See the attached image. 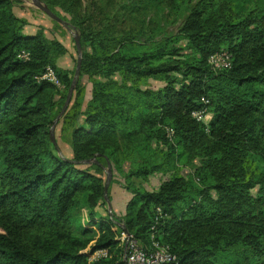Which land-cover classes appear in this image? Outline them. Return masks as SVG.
Here are the masks:
<instances>
[{
	"label": "trees",
	"instance_id": "trees-1",
	"mask_svg": "<svg viewBox=\"0 0 264 264\" xmlns=\"http://www.w3.org/2000/svg\"><path fill=\"white\" fill-rule=\"evenodd\" d=\"M42 1L79 31L92 95L82 109L79 81L58 120L69 157L51 139L62 111L54 83L37 79L58 70L51 47L22 32L14 0H0V264H125L123 229L106 210L108 162H129L130 179L166 176L154 190L127 186L125 214L114 216L143 246L155 234L178 264H264V0ZM154 8L173 30L153 26ZM138 43L148 49L129 53ZM222 49L231 67L214 69ZM58 76L64 103L73 77ZM152 78L164 85L142 88ZM205 107L208 125L193 116ZM147 151L162 163L137 167ZM84 206L92 222L98 206L107 211L95 229L74 225ZM100 249L108 255L91 259Z\"/></svg>",
	"mask_w": 264,
	"mask_h": 264
},
{
	"label": "rangeland",
	"instance_id": "rangeland-1",
	"mask_svg": "<svg viewBox=\"0 0 264 264\" xmlns=\"http://www.w3.org/2000/svg\"><path fill=\"white\" fill-rule=\"evenodd\" d=\"M15 4L13 7L14 14L22 20V25L23 29L22 32L24 34H42L43 37L46 39L47 43L51 47V52L52 56L55 59V62L57 64L58 70L54 69V72L59 79L60 84L54 83V91H53V96L55 97V101L59 107H61V110L63 109L66 100L64 103L62 102V96L63 93L65 92V84L61 81V78L58 76V71L61 73H68L70 76L74 77L76 68H77V61H78V51L75 43V38H74V33L78 31L75 27V25L72 23L70 19H64L62 16H60L62 19L67 21L70 25V27H66L63 25L60 21L52 18L49 16L42 8L41 6L35 1V0H14ZM42 4L45 5V3L40 0ZM160 10V11H159ZM158 11L154 9H150V14H148V17L151 19L153 17V26L156 27V20L160 24H168L169 30H173L175 28L174 25H169L172 22V18L170 16L166 17V13L164 10L159 9ZM62 15H67L70 18V15L67 13L63 12ZM177 27V26H176ZM79 32V31H78ZM80 34V33H79ZM80 41H81V46H82V61H83V54L86 49L85 45H82V39L80 35ZM140 44L139 46L132 45L129 48V53L133 52H140L147 50L148 48L143 46L144 43H138ZM90 47H88V50ZM226 50V49H224ZM82 66V64H81ZM81 69L78 74V78L76 80V85L75 89L72 95V99L70 104L68 105L67 109H69L73 103L75 102L76 99V86L77 83L80 81L82 85L85 86V90L82 96L81 104H82V109L86 107L88 102L91 99L92 95V85L87 81V77L84 76L81 79ZM73 80V79H72ZM53 83V82H52ZM164 83L161 79L159 78H152L148 81L147 84H142V88H154L157 89L161 86H163ZM69 92V90H68ZM67 92V94H68ZM66 109V110H67ZM65 110V111H66ZM206 122L207 125L210 123L212 114L210 111L206 114ZM80 122L82 121V118L79 120ZM205 121V120H204ZM203 121V122H204ZM121 125H124L126 123H121ZM166 133L173 134L171 128L166 127ZM55 137L58 139V144L65 155L71 157L72 156V151L70 148V135L69 132H62V123L58 121L56 124L55 128ZM157 153H154V151H147L143 156L137 155L138 162L135 163L137 167H139L140 164H142L143 161H145V157H147L149 162H158V155ZM142 161V162H141ZM161 161V160H160ZM162 163V162H158ZM93 164V163H91ZM112 164V163H111ZM130 164L129 162L124 165L123 170L117 171L115 170L114 166L112 165L113 168V177L109 185V190H108V196L111 200L116 199L119 202H122L121 205L124 204V200L122 201L123 198L120 197L117 192L121 191H128L129 194H132L128 187H133V186H140L142 188H146L148 190H154L157 189L158 186L160 185L161 181L166 178V176L162 173V171H158L156 173H152L148 178H126V174L128 173L130 169ZM105 172L106 166H102ZM185 172H188L186 169ZM102 175L105 178L106 181V172L102 173ZM105 185V184H104ZM107 202V201H106ZM113 209V206H112ZM106 210L109 213V205L107 203V208ZM104 209L102 206L97 207V213L100 214L96 217V220L92 222V218L89 216V209L87 207H82L77 213L75 214L74 217V225H79L82 227H94V229L97 226V223L100 222L102 219L100 217L106 216L107 211ZM126 211V210H125ZM113 215L117 216L116 213L113 210ZM118 217V216H117ZM97 222V223H96ZM96 225V226H95Z\"/></svg>",
	"mask_w": 264,
	"mask_h": 264
},
{
	"label": "built area",
	"instance_id": "built-area-1",
	"mask_svg": "<svg viewBox=\"0 0 264 264\" xmlns=\"http://www.w3.org/2000/svg\"><path fill=\"white\" fill-rule=\"evenodd\" d=\"M18 57L24 60L29 58V53L21 51ZM209 63L214 69H227L231 67V54L227 50H220L210 55ZM38 80L47 79L53 83L60 84L54 70L51 67L47 68V71L37 76ZM203 101L208 103V100L203 98ZM207 108L196 110L193 112V116L200 121L206 122ZM161 213V209H157ZM119 239L122 244L128 243V251L125 264H178V258L174 254L168 244L162 243L157 239L155 234L152 235V242L149 246H143L137 239H135L130 233L122 230L119 234ZM107 249H100L94 252L91 259H97L101 256H107Z\"/></svg>",
	"mask_w": 264,
	"mask_h": 264
},
{
	"label": "water",
	"instance_id": "water-1",
	"mask_svg": "<svg viewBox=\"0 0 264 264\" xmlns=\"http://www.w3.org/2000/svg\"><path fill=\"white\" fill-rule=\"evenodd\" d=\"M35 1L41 6V8L49 16H51L52 18L60 21L66 27H70V25H69V23L67 21H65L60 16H58L56 13H54L47 5L42 4V2H40V0H35ZM74 38H75V43H76V47H77V51H78L77 68H76V72H75V75L73 77L72 83L70 85L69 92L67 94L65 105H64L60 115L54 120V122L52 124V127H51V139H52V141L54 143L56 142V139H55L56 124L58 123V120H59L60 116L65 112V110L67 109L68 105L71 102L72 95H73V92H74V89H75V85H76V80L78 78V74H79V71H80V68H81V64H82V46H81V41H80V34H79L78 31H76L74 33ZM60 154L64 158V155L61 152H60ZM92 162L93 161L87 159V160H82L79 163H81V164H84V163L85 164H90ZM95 162H97V161L95 160ZM105 172H106V181H105V185H104V197H105V200L107 201V203L109 205V215L119 227H121L124 231L128 232V230H127V228H126L124 223L115 220L114 215H113L112 203H111V200H110V198L108 196L109 185H110V182H111L112 177H113V168H112V164L110 162H108L107 167L105 168ZM127 251H128V243L126 242L125 245H124V261L125 262H126Z\"/></svg>",
	"mask_w": 264,
	"mask_h": 264
},
{
	"label": "crops",
	"instance_id": "crops-1",
	"mask_svg": "<svg viewBox=\"0 0 264 264\" xmlns=\"http://www.w3.org/2000/svg\"><path fill=\"white\" fill-rule=\"evenodd\" d=\"M117 194H119L120 197L123 198L122 201L124 200V204L121 205L122 202H119L118 200L116 201V199H112L113 210L117 216H123L125 214L127 203L131 199L132 194H129L128 191L117 192Z\"/></svg>",
	"mask_w": 264,
	"mask_h": 264
}]
</instances>
